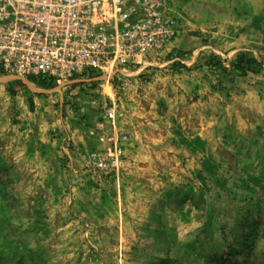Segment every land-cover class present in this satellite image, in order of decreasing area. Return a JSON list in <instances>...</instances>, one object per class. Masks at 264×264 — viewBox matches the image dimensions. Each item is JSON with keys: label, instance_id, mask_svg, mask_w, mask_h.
<instances>
[{"label": "rangeland", "instance_id": "obj_1", "mask_svg": "<svg viewBox=\"0 0 264 264\" xmlns=\"http://www.w3.org/2000/svg\"><path fill=\"white\" fill-rule=\"evenodd\" d=\"M164 1L112 78L0 71V264H264V0Z\"/></svg>", "mask_w": 264, "mask_h": 264}, {"label": "built area", "instance_id": "obj_2", "mask_svg": "<svg viewBox=\"0 0 264 264\" xmlns=\"http://www.w3.org/2000/svg\"><path fill=\"white\" fill-rule=\"evenodd\" d=\"M176 29L164 0H0V71L58 84L95 72L112 78ZM121 153L115 139L93 163L116 166Z\"/></svg>", "mask_w": 264, "mask_h": 264}, {"label": "trees", "instance_id": "obj_3", "mask_svg": "<svg viewBox=\"0 0 264 264\" xmlns=\"http://www.w3.org/2000/svg\"><path fill=\"white\" fill-rule=\"evenodd\" d=\"M255 60L253 58H247L243 55H240L236 61V66L238 69L243 70L245 67H249ZM30 80H36V79H30ZM38 82H44L43 80H36Z\"/></svg>", "mask_w": 264, "mask_h": 264}]
</instances>
